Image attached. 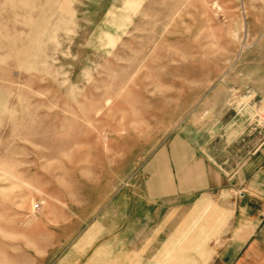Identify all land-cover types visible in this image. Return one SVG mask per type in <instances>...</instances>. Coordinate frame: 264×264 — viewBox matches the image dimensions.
<instances>
[{
    "label": "rangeland",
    "instance_id": "1",
    "mask_svg": "<svg viewBox=\"0 0 264 264\" xmlns=\"http://www.w3.org/2000/svg\"><path fill=\"white\" fill-rule=\"evenodd\" d=\"M263 38L264 0H0V264H140L77 236Z\"/></svg>",
    "mask_w": 264,
    "mask_h": 264
},
{
    "label": "crops",
    "instance_id": "2",
    "mask_svg": "<svg viewBox=\"0 0 264 264\" xmlns=\"http://www.w3.org/2000/svg\"><path fill=\"white\" fill-rule=\"evenodd\" d=\"M235 69V79L228 75L221 89L204 93L206 102L219 100L191 107L172 135L145 154L144 185L131 184L133 172L109 200L107 224L97 217L77 236L107 237L95 257L264 264V129L252 121L253 106H230L231 96L242 93L264 103V38L241 53ZM128 237L142 241L139 252L125 250Z\"/></svg>",
    "mask_w": 264,
    "mask_h": 264
},
{
    "label": "built area",
    "instance_id": "3",
    "mask_svg": "<svg viewBox=\"0 0 264 264\" xmlns=\"http://www.w3.org/2000/svg\"><path fill=\"white\" fill-rule=\"evenodd\" d=\"M258 115H259L258 118H259V121H260V125L264 129V109Z\"/></svg>",
    "mask_w": 264,
    "mask_h": 264
}]
</instances>
